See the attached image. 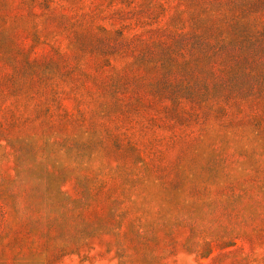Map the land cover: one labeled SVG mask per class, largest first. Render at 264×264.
I'll list each match as a JSON object with an SVG mask.
<instances>
[{"label": "rangeland", "instance_id": "1", "mask_svg": "<svg viewBox=\"0 0 264 264\" xmlns=\"http://www.w3.org/2000/svg\"><path fill=\"white\" fill-rule=\"evenodd\" d=\"M0 264H264V0H0Z\"/></svg>", "mask_w": 264, "mask_h": 264}]
</instances>
